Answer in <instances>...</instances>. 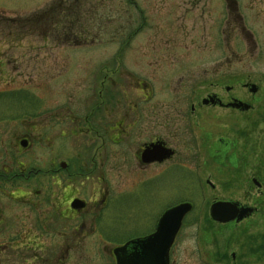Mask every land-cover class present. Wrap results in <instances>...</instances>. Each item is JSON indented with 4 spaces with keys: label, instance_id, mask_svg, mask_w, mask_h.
I'll return each mask as SVG.
<instances>
[{
    "label": "flooded vegetation",
    "instance_id": "1",
    "mask_svg": "<svg viewBox=\"0 0 264 264\" xmlns=\"http://www.w3.org/2000/svg\"><path fill=\"white\" fill-rule=\"evenodd\" d=\"M156 1L162 11L168 7L164 15L171 6L178 10L184 32H216L228 51L235 38L247 37L244 31L253 36L244 21L236 22L235 0ZM142 58L137 64L148 71L128 73L135 76L131 91L110 85L106 72L98 91H0V264H117L118 249L154 234L164 212L186 201L169 205L147 233L122 242L106 231L119 222L112 205L130 191L125 186L167 173L211 175L239 192L213 201L246 211L241 221L221 225L234 229L263 218L264 72L246 70L236 79L233 55L204 70L185 56L171 86L156 91L140 78L166 80L169 71L161 69L170 62L159 54ZM203 74L209 91H202ZM12 98L18 103L9 104ZM205 184L215 189L208 179ZM229 259L238 264L234 253ZM253 262L243 264H264V254Z\"/></svg>",
    "mask_w": 264,
    "mask_h": 264
},
{
    "label": "rangeland",
    "instance_id": "2",
    "mask_svg": "<svg viewBox=\"0 0 264 264\" xmlns=\"http://www.w3.org/2000/svg\"><path fill=\"white\" fill-rule=\"evenodd\" d=\"M133 1L145 26L141 27V16L133 15ZM235 1L236 22L244 21L253 36L244 31L247 37L235 38L228 51L216 32H184L178 10L171 6L164 15L168 7L162 11L156 0H0V91H98L104 72L112 77L114 88L131 91L135 76L128 73L148 71L140 63L145 60L142 56L155 54L167 57L170 63L161 71H169V76L140 80L153 82L156 91L171 86V75L183 71L185 56L195 58L193 66L204 70L233 55L236 79L246 70L263 73L264 0ZM193 40L196 48L190 44ZM162 42H167L164 50ZM146 45L154 46L155 54ZM205 76L202 91H209ZM17 103L14 98L9 101ZM214 179L206 174L167 173L133 190L125 186L130 191L118 195L110 212L119 222L108 223L106 231L114 242L143 235L169 205L186 201L192 209L172 247L170 264H231V253L238 256V264L254 263V257L264 254V213L263 218L256 216L234 229L213 222L209 217L213 201L240 196Z\"/></svg>",
    "mask_w": 264,
    "mask_h": 264
},
{
    "label": "water",
    "instance_id": "3",
    "mask_svg": "<svg viewBox=\"0 0 264 264\" xmlns=\"http://www.w3.org/2000/svg\"><path fill=\"white\" fill-rule=\"evenodd\" d=\"M234 207L230 203H213L209 207V217L215 223L227 224L233 220L239 222L247 216L245 210L237 213ZM191 209V204L181 203L165 211L154 234L129 242L115 252L117 264H169V250L182 226L183 219ZM126 253L130 255L119 257Z\"/></svg>",
    "mask_w": 264,
    "mask_h": 264
},
{
    "label": "trees",
    "instance_id": "4",
    "mask_svg": "<svg viewBox=\"0 0 264 264\" xmlns=\"http://www.w3.org/2000/svg\"><path fill=\"white\" fill-rule=\"evenodd\" d=\"M55 17H57V15H55ZM31 24L34 25V24H36V23H35V22H32ZM32 25H31V26H32ZM32 28H33V26H32ZM21 29H23V28H21ZM33 29H34V28H33Z\"/></svg>",
    "mask_w": 264,
    "mask_h": 264
}]
</instances>
